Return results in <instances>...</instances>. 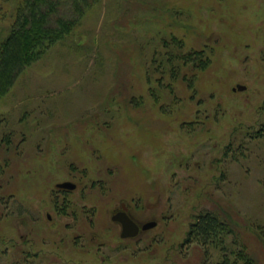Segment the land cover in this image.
I'll use <instances>...</instances> for the list:
<instances>
[{
  "label": "rangeland",
  "instance_id": "1",
  "mask_svg": "<svg viewBox=\"0 0 264 264\" xmlns=\"http://www.w3.org/2000/svg\"><path fill=\"white\" fill-rule=\"evenodd\" d=\"M8 133L0 264H218L186 244L202 212L264 264V0H102L0 100ZM123 204L157 225L123 238Z\"/></svg>",
  "mask_w": 264,
  "mask_h": 264
},
{
  "label": "trees",
  "instance_id": "2",
  "mask_svg": "<svg viewBox=\"0 0 264 264\" xmlns=\"http://www.w3.org/2000/svg\"><path fill=\"white\" fill-rule=\"evenodd\" d=\"M102 0H20L16 4L14 21L8 35L0 40V100L15 86L23 71L41 60L47 52L66 38L86 12ZM68 9L73 17H60L61 11ZM8 18L4 6L0 4V21ZM182 51L184 43L178 39L172 42ZM171 43H165V58L171 63L193 64L199 70H206L210 64L203 52L174 55ZM173 72H175L173 70ZM172 72V73H173ZM174 74V73H173ZM190 88H194L192 83ZM257 138L256 136H254ZM12 145V133L5 134L1 146ZM234 235L229 223L213 212H202L190 225L186 244H198L206 250L215 249L222 256L218 264H257L246 248L234 240L228 246L227 236ZM236 246V249L233 248ZM239 247V248H237Z\"/></svg>",
  "mask_w": 264,
  "mask_h": 264
},
{
  "label": "water",
  "instance_id": "3",
  "mask_svg": "<svg viewBox=\"0 0 264 264\" xmlns=\"http://www.w3.org/2000/svg\"><path fill=\"white\" fill-rule=\"evenodd\" d=\"M235 90L244 91L246 90V87L239 85L237 88H235ZM59 187L72 190L75 189L76 186L72 183H64V184H60ZM113 220L122 224L123 238H132V237H136L139 234L140 228L138 224L135 223L126 213L115 215L113 217ZM156 225H157L156 223L147 224L146 226H144L143 230L155 227Z\"/></svg>",
  "mask_w": 264,
  "mask_h": 264
},
{
  "label": "flooded vegetation",
  "instance_id": "4",
  "mask_svg": "<svg viewBox=\"0 0 264 264\" xmlns=\"http://www.w3.org/2000/svg\"><path fill=\"white\" fill-rule=\"evenodd\" d=\"M66 183H67V182H66ZM62 184H64V183H62ZM59 185H60V184H58V187H59ZM59 188H61V187H59ZM61 189L64 190V191H67V190H68V189H66V188H61ZM121 213H126L127 215H129V217H130L135 223L138 224V226H139V228H140V231H139V234H140L141 231L143 230L144 226H141L137 221H135L134 217L132 216V214H131V212H130L129 207H127L125 204H123L122 209H121L120 211H118V212L116 213V215L121 214ZM121 226H122V224H121ZM122 234H123V227H122ZM122 234H121V235H122ZM139 234H138V235H139Z\"/></svg>",
  "mask_w": 264,
  "mask_h": 264
}]
</instances>
